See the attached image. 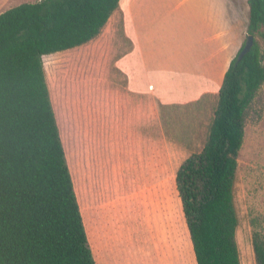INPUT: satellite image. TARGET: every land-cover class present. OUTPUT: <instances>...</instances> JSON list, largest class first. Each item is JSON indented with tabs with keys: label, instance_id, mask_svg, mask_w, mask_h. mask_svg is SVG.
<instances>
[{
	"label": "trees",
	"instance_id": "16d2710c",
	"mask_svg": "<svg viewBox=\"0 0 264 264\" xmlns=\"http://www.w3.org/2000/svg\"><path fill=\"white\" fill-rule=\"evenodd\" d=\"M119 1L40 0L0 14V264H96L43 57L96 39ZM247 5L253 46L238 60L244 41L230 61L205 144L175 173L196 264H241L237 156L246 113L264 85V0ZM259 224L250 221L251 248L255 264H264Z\"/></svg>",
	"mask_w": 264,
	"mask_h": 264
},
{
	"label": "rangeland",
	"instance_id": "374dc122",
	"mask_svg": "<svg viewBox=\"0 0 264 264\" xmlns=\"http://www.w3.org/2000/svg\"><path fill=\"white\" fill-rule=\"evenodd\" d=\"M221 4L222 13L231 17V0H221ZM235 25L240 31L242 20L235 18ZM117 39L125 41L118 33L100 34L84 46L43 57L89 245L96 264H196L186 224L177 211L176 190L168 209L164 197L158 200L142 187L155 165L166 163L167 176L168 166L173 167L176 189L174 173L188 156L203 148L216 102L171 109H159V105L162 133L148 132L142 125L140 129L118 125V105L125 103L117 100V94L127 86L107 84L109 76H119L110 68L107 53ZM143 112L141 108V120ZM149 139L179 144H138ZM160 204L170 220L164 233L158 223ZM234 204L241 264H255L250 221L257 219L264 233V85L246 113ZM150 214L154 215L153 228Z\"/></svg>",
	"mask_w": 264,
	"mask_h": 264
},
{
	"label": "crops",
	"instance_id": "0c3cea01",
	"mask_svg": "<svg viewBox=\"0 0 264 264\" xmlns=\"http://www.w3.org/2000/svg\"><path fill=\"white\" fill-rule=\"evenodd\" d=\"M39 1L0 0V14L21 4ZM231 4L233 13L229 17L222 13L221 0L119 1L118 9L101 32L110 36L118 33L126 41L117 39L115 48L107 46L110 68L119 75L109 76L107 84L127 86L124 92L117 94V100L125 103L118 105V125L139 129L142 125L148 132L162 133L159 105L171 109L199 103H204V107L209 101L217 102L228 65L246 38L247 0H231ZM235 18L243 22L240 31ZM141 108L144 110L142 120ZM193 125L199 126V123ZM138 144L179 143L149 139ZM165 167L166 163H157L145 178L142 189L149 190L157 199L164 197L170 209L176 189L173 167L168 166V176ZM142 201L145 202L141 197ZM162 206L159 205L158 223H161L160 231H165L170 220ZM177 211L183 216L180 199ZM153 216L149 215L152 228Z\"/></svg>",
	"mask_w": 264,
	"mask_h": 264
},
{
	"label": "water",
	"instance_id": "95a60500",
	"mask_svg": "<svg viewBox=\"0 0 264 264\" xmlns=\"http://www.w3.org/2000/svg\"><path fill=\"white\" fill-rule=\"evenodd\" d=\"M253 41L254 40L252 36L246 37L244 46L238 54V60H240L251 49V47L253 46Z\"/></svg>",
	"mask_w": 264,
	"mask_h": 264
}]
</instances>
